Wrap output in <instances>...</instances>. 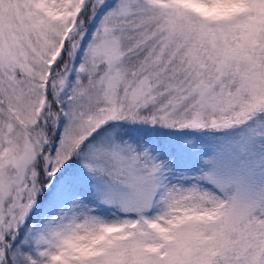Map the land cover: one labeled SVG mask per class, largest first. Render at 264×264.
<instances>
[{"label": "snow or ice", "instance_id": "obj_1", "mask_svg": "<svg viewBox=\"0 0 264 264\" xmlns=\"http://www.w3.org/2000/svg\"><path fill=\"white\" fill-rule=\"evenodd\" d=\"M0 264H264V0H0Z\"/></svg>", "mask_w": 264, "mask_h": 264}]
</instances>
